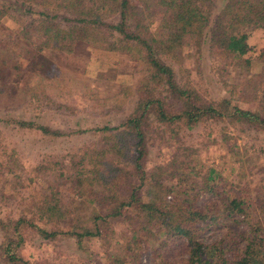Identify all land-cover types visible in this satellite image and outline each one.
<instances>
[{
	"label": "trees",
	"instance_id": "trees-1",
	"mask_svg": "<svg viewBox=\"0 0 264 264\" xmlns=\"http://www.w3.org/2000/svg\"><path fill=\"white\" fill-rule=\"evenodd\" d=\"M33 4L40 9L30 11ZM18 8L25 16L19 31L28 39L35 32L41 38L37 49L71 52L84 43L125 53L142 72L131 111L116 125L100 127L114 131L100 147L84 149L67 167L65 178L81 198L82 209H91L88 220L63 233L74 235L82 247L85 236H103L111 220L135 206L139 222L148 219L158 226L157 234L163 237L160 245L165 239H185L186 264H212L216 253L221 257L219 246L196 238L201 228L219 219L238 227L231 232L230 243L237 248L236 243L244 241L238 264L260 262L256 251L259 214L247 191L224 181L216 166L205 167V161L185 152H176L166 163L150 168L145 159L148 133L153 131L162 137L166 131L177 133L181 126L191 128L201 120L222 118L264 129V47L260 53L263 79L250 72L246 55L250 31L264 27V0H0V18ZM31 12L35 15H28ZM204 45L211 56L240 68L236 97L203 95L193 83L178 81L173 64L164 58L168 54L179 59L184 47L200 52ZM253 103L256 107L251 108ZM37 126L60 133L46 124ZM200 196L203 202L197 204ZM26 206L30 215L0 218L13 229L2 241L8 264H29L18 252L28 233L50 239L59 232L51 223L47 227L41 222L47 211L59 210L54 202L32 198Z\"/></svg>",
	"mask_w": 264,
	"mask_h": 264
},
{
	"label": "rangeland",
	"instance_id": "rangeland-1",
	"mask_svg": "<svg viewBox=\"0 0 264 264\" xmlns=\"http://www.w3.org/2000/svg\"><path fill=\"white\" fill-rule=\"evenodd\" d=\"M40 7L33 4L30 11ZM22 11L14 9L0 18V218L30 215L26 203L46 197L59 210L47 211L41 222L47 227L51 223L59 232L50 239L28 233L18 247L19 255L29 264H117L115 257L123 264H186L185 239H165L160 245L163 237L157 234L158 226L148 219L139 222L135 206L123 209L120 218L111 220L103 236H85L83 248L74 235L63 233L78 221L88 220L91 209H82L81 198L65 178L67 167L84 149L100 147L114 131L100 127L116 125L131 111L142 72L127 54L84 43L71 52L37 49L35 44H40L41 38L32 32L28 39L19 31L25 17ZM248 42L250 72L263 79L260 53L264 27L252 29ZM201 49L184 47L182 58L168 54L164 58L173 64L178 81L193 83L203 95L236 97L240 68L211 56L205 45ZM249 106L256 107L254 103ZM18 119L27 122L21 125ZM37 124L49 125L60 133L44 132ZM148 134L147 168L166 163L176 152H185L201 163L205 161V167L216 166L224 181L231 180L247 191L254 200L251 203L257 205L260 230L256 251L263 256L264 129L222 118L201 120L191 128L181 126L177 133L166 131L162 137L154 131ZM166 179V183L171 182ZM202 202L200 196L196 203ZM236 228L219 219L199 230L197 239L216 244L223 251L221 257L215 254L212 264H238L244 241L236 243L238 249L230 243ZM12 230L11 225L0 222V264H8L2 241Z\"/></svg>",
	"mask_w": 264,
	"mask_h": 264
},
{
	"label": "built area",
	"instance_id": "built-area-1",
	"mask_svg": "<svg viewBox=\"0 0 264 264\" xmlns=\"http://www.w3.org/2000/svg\"><path fill=\"white\" fill-rule=\"evenodd\" d=\"M258 264H264V255L261 257L260 262Z\"/></svg>",
	"mask_w": 264,
	"mask_h": 264
}]
</instances>
